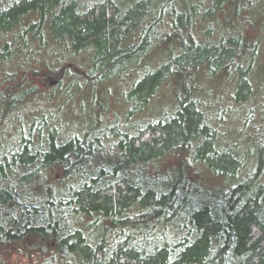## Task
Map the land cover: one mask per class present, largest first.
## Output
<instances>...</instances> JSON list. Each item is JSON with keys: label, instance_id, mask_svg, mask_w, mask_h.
Returning a JSON list of instances; mask_svg holds the SVG:
<instances>
[{"label": "trees", "instance_id": "obj_1", "mask_svg": "<svg viewBox=\"0 0 264 264\" xmlns=\"http://www.w3.org/2000/svg\"><path fill=\"white\" fill-rule=\"evenodd\" d=\"M0 264H264V0H0Z\"/></svg>", "mask_w": 264, "mask_h": 264}, {"label": "rangeland", "instance_id": "obj_2", "mask_svg": "<svg viewBox=\"0 0 264 264\" xmlns=\"http://www.w3.org/2000/svg\"><path fill=\"white\" fill-rule=\"evenodd\" d=\"M14 258H15L17 261H20V260H22V258H21V257H19V255H17V254H14Z\"/></svg>", "mask_w": 264, "mask_h": 264}]
</instances>
